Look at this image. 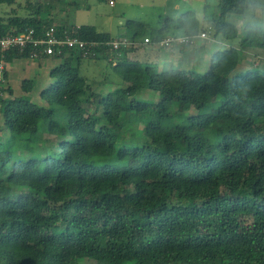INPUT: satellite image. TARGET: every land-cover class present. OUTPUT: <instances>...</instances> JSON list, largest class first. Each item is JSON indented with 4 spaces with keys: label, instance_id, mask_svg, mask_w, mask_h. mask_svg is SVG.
<instances>
[{
    "label": "trees",
    "instance_id": "1",
    "mask_svg": "<svg viewBox=\"0 0 264 264\" xmlns=\"http://www.w3.org/2000/svg\"><path fill=\"white\" fill-rule=\"evenodd\" d=\"M232 2L220 0L218 19ZM35 6L0 22V35L52 25ZM53 26L97 45L36 57L59 60L42 104L0 96V264H264V73L233 72L238 48L264 39L235 38L224 63L199 74L158 66L160 27ZM87 59H104L120 87L102 93L106 77L94 83Z\"/></svg>",
    "mask_w": 264,
    "mask_h": 264
},
{
    "label": "rangeland",
    "instance_id": "2",
    "mask_svg": "<svg viewBox=\"0 0 264 264\" xmlns=\"http://www.w3.org/2000/svg\"><path fill=\"white\" fill-rule=\"evenodd\" d=\"M14 0L12 4H0V22L6 23L7 19L12 16H28L33 13L35 5L41 6L42 14H48L54 23L66 22L68 26L87 24L94 25L99 30L107 31L112 36L123 34L127 29L125 27L126 20H135L144 26L158 28L161 26L165 17L175 10L177 0ZM47 10V11H46ZM219 9L216 8V16ZM50 25V26H53ZM125 37V36H124ZM127 40V37H125ZM124 40V39H121ZM125 40V41H126ZM144 42V41H143ZM148 41L144 42L146 45ZM147 44V48L149 49ZM151 54V55H150ZM149 55L154 57V52ZM239 63L233 70L234 73H241L250 68H257L260 73H264V49L246 47L238 48ZM142 57V54L139 53ZM158 60V59H157ZM58 59L51 56L45 59L37 58H14L6 65V75L4 88L9 87L11 92L3 90L2 97H18L25 96L35 103L42 104L39 98V91L46 87L49 83L48 71L58 63ZM158 66L160 67L159 63ZM185 69L192 68L201 74L207 64H192L191 66H181ZM82 71L88 76L93 77L94 83L101 77H106V83L101 85L102 93L107 89L120 87V76L113 72L109 64L104 60H85L81 66ZM31 80V89L24 92L21 89L23 79ZM119 83V84H118ZM147 100H156L157 97L150 92H142L139 94ZM190 113L195 112L194 109L189 110ZM162 119L170 116L169 111L158 113ZM0 116V123H1ZM2 127V126H1ZM5 132L0 131V136L6 137ZM84 261V260H83Z\"/></svg>",
    "mask_w": 264,
    "mask_h": 264
},
{
    "label": "clouds",
    "instance_id": "3",
    "mask_svg": "<svg viewBox=\"0 0 264 264\" xmlns=\"http://www.w3.org/2000/svg\"><path fill=\"white\" fill-rule=\"evenodd\" d=\"M220 0H177L175 10L160 26L157 59L161 68L224 63V54L239 37L264 39V0H233L218 19Z\"/></svg>",
    "mask_w": 264,
    "mask_h": 264
},
{
    "label": "built area",
    "instance_id": "4",
    "mask_svg": "<svg viewBox=\"0 0 264 264\" xmlns=\"http://www.w3.org/2000/svg\"><path fill=\"white\" fill-rule=\"evenodd\" d=\"M111 4L112 1L109 0ZM113 39L108 44L112 48H118L123 44L129 43V40ZM126 40V41H125ZM148 41L147 38L143 39ZM95 42H85L77 36L63 33L58 35L54 26H48L42 32L37 33L33 28H27L23 31L12 30L0 35V96L5 84L6 61L5 55L10 51H17L18 53L28 51L32 58L38 57L39 54L52 55L59 53L64 47L68 49L83 50L86 54L87 50L96 46Z\"/></svg>",
    "mask_w": 264,
    "mask_h": 264
},
{
    "label": "crops",
    "instance_id": "5",
    "mask_svg": "<svg viewBox=\"0 0 264 264\" xmlns=\"http://www.w3.org/2000/svg\"><path fill=\"white\" fill-rule=\"evenodd\" d=\"M112 4H114V3H112ZM78 25H81V24H78ZM78 25H76V26H78ZM97 28V27H96ZM98 29V28H97ZM99 30V29H98ZM101 31H103V30H101ZM104 32H107V31H104ZM126 37V36H125Z\"/></svg>",
    "mask_w": 264,
    "mask_h": 264
}]
</instances>
